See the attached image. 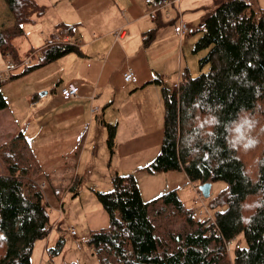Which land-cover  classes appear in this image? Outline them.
<instances>
[{"label":"trees","instance_id":"1","mask_svg":"<svg viewBox=\"0 0 264 264\" xmlns=\"http://www.w3.org/2000/svg\"><path fill=\"white\" fill-rule=\"evenodd\" d=\"M4 2L13 22L0 27V52L10 51L18 61L14 39L24 33L26 22L45 13V7L37 0ZM256 15L246 0H219L203 17L200 29L205 32L195 45V50L208 48L199 63L210 64L209 71L193 77L184 67L178 89L156 80L164 130L159 154L147 168L184 170L201 185L226 181L210 200L215 222L199 218L176 188L145 200L135 174L115 173L111 190H94L109 217L108 225L88 238L101 264H264V16ZM58 27L40 61L20 74L67 53H81L76 45L60 42L74 26L62 22ZM146 34L148 44L153 35ZM4 81L0 79V110L9 104ZM107 135L112 150L113 126ZM27 146L20 132L4 153L9 155L3 156L7 164L0 174V264H33L34 244L48 236L51 226L45 193L31 177L37 170L35 157L25 163L18 154ZM169 215L183 228L162 230L157 217ZM230 240L237 242L231 257L226 243ZM64 244L60 237L46 252L58 254Z\"/></svg>","mask_w":264,"mask_h":264},{"label":"crops","instance_id":"2","mask_svg":"<svg viewBox=\"0 0 264 264\" xmlns=\"http://www.w3.org/2000/svg\"><path fill=\"white\" fill-rule=\"evenodd\" d=\"M170 1L173 3L169 9L160 6V0H38L45 7V13L36 15L24 24L23 34L30 39V43L26 54L21 55L18 49L19 61L31 55L28 64L33 58L36 62L30 64H37L44 46L59 31L58 25L62 22L74 26L73 33L68 36L77 43L81 53H67L31 70L30 73L37 75L26 84L20 102L6 97L10 104L0 112L5 110V114L16 118L13 115L19 112V104H22V113L17 116L21 122L16 118L14 124L24 133L30 148L33 149L31 142L38 141L39 137L48 141L47 144L44 140L35 145L33 157L37 158L40 166L49 164L51 158L63 161L53 169L57 182L68 183L62 192L58 191L59 186L52 184V170L40 175L43 178L41 182L32 177L38 184H42L49 207H59L62 197L65 203L68 189L77 188L81 163L77 165L76 152L81 145V162L89 149L96 150L97 158L107 154L106 149L110 148L107 135L110 125L115 128V137L111 153L106 158V174L109 179L103 189L112 187L113 174H125L129 167L132 169L142 165L144 172L155 177L161 174L147 168L159 154L164 130L163 103L158 96L160 85L156 80L164 81L173 89L172 82L177 79L178 71L184 68L182 52L178 55L175 49L178 36L182 39L179 25L176 27L178 6L175 0ZM208 1L214 9L219 0ZM246 1L257 15L264 16V0ZM189 2L185 0L186 9L192 7ZM180 5H184V0H180ZM153 12L155 16H152ZM185 15L182 13V18ZM188 15V19L193 21V16L190 13ZM195 19H199L198 14ZM170 21L174 25L166 26ZM118 27H126L127 32L124 37L115 39L113 32ZM172 28L173 35L169 36ZM148 31L153 38L147 44L144 38ZM170 42H173L174 48L169 52ZM28 64L20 65L19 69L24 67V70ZM130 68L134 78L126 87H122L124 74ZM71 81L80 84L78 96L57 99L54 94ZM25 121L28 125L26 130L19 128ZM14 130L12 128L9 133L13 135ZM121 134L126 136H119ZM122 150H125L124 157L119 159L118 152L120 154ZM142 150L147 151L144 156L140 152ZM72 154L75 156L73 160ZM162 175L166 178L163 182L165 186L179 185L178 174ZM74 202L71 199V204ZM53 208H50V214L51 211L55 214L53 218L50 217L51 226L58 219ZM62 222L63 218L57 222V230L51 233L50 238L38 244L41 257L45 256L54 237H63L66 228L74 227L69 222L65 227Z\"/></svg>","mask_w":264,"mask_h":264},{"label":"rangeland","instance_id":"3","mask_svg":"<svg viewBox=\"0 0 264 264\" xmlns=\"http://www.w3.org/2000/svg\"><path fill=\"white\" fill-rule=\"evenodd\" d=\"M39 1L41 2L42 0H39ZM175 1L178 6V16H179L178 24H176V27L178 28V25L180 26V22L186 23L188 25V30L186 34H184L181 37L182 39H180V36H178L177 44H175V49L178 51L177 52L178 55L182 52L183 65H184L183 67H188L193 77H196L203 72H208L210 69V64H205L204 66L201 67L199 63V59L207 53L208 48H201V49L195 50L196 48L195 45L197 41L199 40V38L205 32L204 30L200 29L204 26L202 17L206 16L208 12L210 13L211 10H213L212 9L213 7H211L212 3H210L208 0H190L189 4L192 7L188 6V8L186 9L185 0H184V5L182 6L180 5V0H175ZM171 3H173V1H171ZM159 5L167 6V8L169 9L171 7V4L169 5L159 4ZM198 5H201V7H195ZM7 6L8 5H6L3 0H0V27H4V28L11 25L13 22V15L11 14ZM182 13L186 14L183 18H182ZM188 13H190L193 16V21H190L188 19V16H189ZM197 14L199 15V19L196 20L195 16ZM152 16H155L154 12L152 13ZM256 17L260 18L261 15H256ZM173 25L174 24H172L171 21L166 24V26L168 27L173 26ZM23 30H24V26H23ZM166 34H169V33H166ZM171 35H173V28L169 36ZM169 36L167 37L168 41H169ZM115 39H119V38L115 37ZM14 42L17 45V47H19L20 54L21 55L26 54V52L28 51L27 46H29L28 44L30 43V39H28V37L25 34H21L14 39ZM72 42H73L72 45L77 44L73 40ZM173 48H174V44L173 42H170V45H168V51L170 52V50H173ZM30 56L31 55L27 56L25 60L30 58ZM12 58L13 56L10 51H6L4 54L0 52V68H1L0 71L8 70L10 73L9 76L18 74V72H20V70L22 71L24 68L23 67L19 69L20 65H25L24 59H23L24 61L23 60L15 61V59H12ZM10 61H13V67H11V69L8 68ZM31 62H36V59L33 58ZM30 63L29 64L27 63L28 64L27 66L32 65ZM30 72L25 73V74H20L19 76L12 78V79L9 78L7 72L5 71L3 72L2 80H5V81L1 85L2 91L5 94V96L8 97L9 100L17 99L18 103L20 102L19 101L20 95H21V92L26 88V84L31 82L34 79V76L37 75L36 73H30ZM181 78H182L181 74L178 71L177 79L172 82L173 89H174L173 83L177 81H180L181 83ZM159 93H158V96L161 97V100H162L161 93L160 94ZM152 94H153V91H152ZM21 110H22V104H19V112H17L14 115L12 114V115L17 118V116H20V114L22 113ZM5 113H6L5 110L0 112V172L1 171L6 172L5 165L7 163L3 156L9 155L7 153L4 154L8 150L9 143H11V140L13 139V137H15L18 133L22 132L14 124L16 118H12L8 114H5ZM17 119H18V122L20 123L21 118H17ZM21 126L22 127H19V128H23L24 130H26L27 128L26 126H28L27 121H25ZM12 128L15 129L13 131L14 132L13 135L9 133L11 132ZM119 136L124 137L126 136V134H121ZM44 140L46 141V144H47L48 141L46 139L39 137L38 141L31 142L33 149H31L30 146L29 147L27 146V148L23 147L22 149H19L18 154L22 155V157H20V160H22L25 163H28L30 156L33 154L32 151L34 150L35 145L38 142H42ZM11 148L12 147H10V149ZM110 150H111L110 148L106 149V153L108 155L111 153ZM95 151L94 149L93 150L89 149L88 152H86V154L82 157L83 160L81 162V156H82L83 149L81 150V152L79 153L80 156H77L78 157L77 165L79 166L81 163L80 180L79 182H77V186H76L77 188L68 189L67 191L68 194L65 198L66 204L64 203V200H63L64 198L62 197L60 198L59 203H58L59 207H57L56 209H54L53 207H49V209L53 208L56 211L57 216H58V219L55 223L56 230H57V222L61 218H63L62 223H65V225L63 226L67 227L68 226L67 222H69V225L74 226V228L77 230V233H78L77 237H75L71 235L69 232H67L66 231L67 228H66L62 235L64 236V239H65V244L63 246L62 251H60L58 254H55V255H51L48 252L45 253V256H44L45 260L51 261L53 264H72V263L101 264L100 258L97 255L94 247L90 243H88L89 242L88 238L92 231L99 230L103 227H106L109 223V217L94 190L97 188L102 191H106V190L108 191V190H111L113 186L110 187V189L109 188L106 190L103 189L105 188V185L108 181L107 179H109V177H107V174H106V170L108 168V162L106 159L107 154L104 155L103 157L97 158L96 157L97 154L95 153ZM98 152L99 154H102L101 151H98ZM123 152H125V150L120 151V154L118 152L119 159L124 157ZM140 152L143 154L142 156H144V154L147 151L142 150ZM71 158L72 160L73 158H75L74 154H72ZM61 162H63L61 159H58L55 161L54 159L51 158L49 164H45L46 166H40L37 158H34L33 163L36 165L37 170L34 173L32 172L31 177L35 178L36 181L41 182L43 181V178H41L40 175L47 174L48 172H50V170L53 171V169L56 166H58L59 163ZM144 162H147V161L145 160ZM141 167L142 165H139L138 167L132 168V169H129L130 168L129 167L128 169L125 170V174L131 173V172L135 174L139 187L141 188L140 190L142 192L143 198L145 200L153 199L156 196H159L160 194H162L163 192L171 190L170 188L172 189L176 188L187 206L196 207L197 205H199L195 201V194H194L195 189L190 185L189 178L187 177L184 170L175 169V170H169V171H160L158 173H161V174L155 177L152 174L144 172L145 171L144 168H141ZM48 169L49 171H47ZM166 173L171 174V175H174V174L179 175L180 178L179 179L177 178L179 185H177V187H170V185L165 186L163 182H165L166 178L162 174L165 175ZM50 176H51V181L52 182L54 181L52 184L59 186L58 191L62 192L68 186V183H60L56 181L57 177L55 176L54 171H53V174H50ZM40 184L41 183L39 184L37 183V185L42 189V186H41L42 184L41 185ZM226 185L227 183L224 180L215 181L211 188L210 197L205 198V203L213 216H214L213 213L215 209L211 207L210 200L213 197H216V195L220 192V190L223 189ZM45 198L47 200L46 195H45ZM71 199L75 200L74 204H71ZM151 214L153 215V213ZM54 215L55 214L51 211L50 217L53 218ZM199 215L200 214H198V217L200 218ZM168 218H170L169 221H167ZM157 221L160 224L161 226L160 228L162 230L172 227V228H175L173 231H178L181 228H183L182 223L181 225H177L178 219L174 218L172 215H169V217L167 218L157 217ZM83 234L87 236V239H84V240L79 239V236ZM50 236L51 235L49 232L47 237L37 240L36 243L34 244L35 246H34L33 253H32V263L33 264H43L44 261H42L41 250L37 248H38V244L41 241L46 242L50 238ZM56 240H58V238L54 237V239H52L51 241L52 245L56 242ZM231 241L232 243H230L229 248H228L230 257L232 256L233 248L237 246L236 240L235 241L231 240Z\"/></svg>","mask_w":264,"mask_h":264},{"label":"built area","instance_id":"4","mask_svg":"<svg viewBox=\"0 0 264 264\" xmlns=\"http://www.w3.org/2000/svg\"><path fill=\"white\" fill-rule=\"evenodd\" d=\"M176 2V1H175ZM160 4L162 5H169L172 4L170 0H160ZM183 22V21H182ZM188 30V25L186 23H181L180 22V26H179V32L181 37L186 34ZM127 30L126 27H118L117 29L115 28L114 30V34L115 37L118 38H122L124 37V35L126 34ZM60 42L62 43H68V44H72V38L66 36L63 37ZM28 59H26L24 62L28 63ZM11 67H13V61H10V64L8 66L9 69H11ZM7 72L8 76H9V71L8 70H2L0 71V79H3V72ZM181 74V71H179ZM10 77V76H9ZM134 78V73L131 70V68L129 70H127L124 74V80L122 82V87H126L129 83V81H131V79ZM174 89H178L180 87V81L174 82L173 83ZM80 91V84L77 83L76 81H71L69 83H67L64 87L61 88L60 91L56 92L54 94V96L57 99H67L70 97H74V96H78V93ZM189 183L190 185L195 189L194 194H195V201L199 204L196 207H194V210L200 214V216L202 217V219L204 221L207 222H215V218L212 215V213L210 212V210L208 209L206 203H205V198L203 196L202 191L199 189V185L198 183L191 181L189 179ZM49 232H53L55 229V224L52 226H49ZM67 232H69L71 235L77 237L78 233L77 230L74 227H68V229L66 230ZM79 239L84 240L87 239V236H85L84 234L79 236ZM227 243V247L229 248L230 243H232V241H226ZM239 246V245H238ZM42 261H45V259L43 258ZM46 264H51L50 261H46Z\"/></svg>","mask_w":264,"mask_h":264},{"label":"water","instance_id":"5","mask_svg":"<svg viewBox=\"0 0 264 264\" xmlns=\"http://www.w3.org/2000/svg\"><path fill=\"white\" fill-rule=\"evenodd\" d=\"M212 185L213 184L211 182L202 183V185H199V189L202 191L205 198L210 197Z\"/></svg>","mask_w":264,"mask_h":264}]
</instances>
